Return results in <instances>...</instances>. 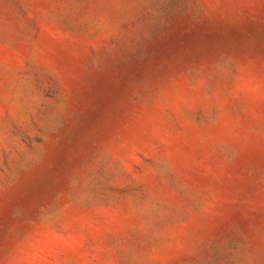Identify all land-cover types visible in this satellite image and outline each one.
<instances>
[{"label":"rangeland","instance_id":"obj_1","mask_svg":"<svg viewBox=\"0 0 264 264\" xmlns=\"http://www.w3.org/2000/svg\"><path fill=\"white\" fill-rule=\"evenodd\" d=\"M0 264H264V0H0Z\"/></svg>","mask_w":264,"mask_h":264},{"label":"water","instance_id":"obj_2","mask_svg":"<svg viewBox=\"0 0 264 264\" xmlns=\"http://www.w3.org/2000/svg\"><path fill=\"white\" fill-rule=\"evenodd\" d=\"M246 26H248V27H254L255 25L247 24Z\"/></svg>","mask_w":264,"mask_h":264}]
</instances>
